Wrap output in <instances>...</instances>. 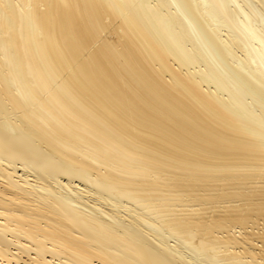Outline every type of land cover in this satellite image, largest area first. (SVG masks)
<instances>
[{
    "label": "bare ground",
    "instance_id": "1",
    "mask_svg": "<svg viewBox=\"0 0 264 264\" xmlns=\"http://www.w3.org/2000/svg\"><path fill=\"white\" fill-rule=\"evenodd\" d=\"M252 2L0 0V264L264 260L250 232L216 235L264 216V186L233 185L264 177V9ZM222 178L233 192L195 190ZM177 189L205 206L258 201L177 216ZM192 227L209 238L184 241Z\"/></svg>",
    "mask_w": 264,
    "mask_h": 264
},
{
    "label": "rangeland",
    "instance_id": "2",
    "mask_svg": "<svg viewBox=\"0 0 264 264\" xmlns=\"http://www.w3.org/2000/svg\"><path fill=\"white\" fill-rule=\"evenodd\" d=\"M241 2V1H240ZM242 3V2H241ZM234 5V4H233ZM252 5L257 9V11H259V12H261V11H263V9L264 8H261L262 6L261 5H259V3H258V1L256 0V2H255V0H254V2H252ZM231 8H233L232 7V5H231ZM259 9V10H258ZM262 9V10H261ZM256 20H258V19H256ZM260 20V19H259ZM264 20H261V22L260 21H257V24H259V28H260V26H261V28L260 29H263L264 30V22H263ZM261 24H260V23ZM222 29H224V30H226L227 31V28L226 27H221ZM2 51L0 50V53H1ZM1 55V54H0ZM2 58H3V56H1ZM1 57H0V59H1ZM182 72H184V70L182 71ZM191 72V71H190ZM165 78H168L167 77V75L165 76ZM204 87V86H203ZM204 89V88H203ZM258 172V171H257ZM263 172V173H262ZM260 174H264V171H261V173ZM258 178H256V181H255V178L254 179H251V181H249V180H246L247 181V183H245V184H241L242 185V187L239 185V184H237V183H235V182H233V183H231L230 182V184H231V186H233V185H237V186H239L240 188H239V190H237L236 188H238V187H235V189L237 190V191H240L241 189L243 190V192L245 191V192H249V191H251V189H252V191L250 192V193H252V192H254V191H256L257 189L258 190H263V183H264V177L263 176H257ZM261 177V178H260ZM223 179L224 178H222V179H220L218 182L217 181H213L212 183H211V186H213V188H211L210 186H209V188H211V189H208V188H206V189H204V188H202L201 190L200 189H195V190H199L198 191V194L201 196V195H204V193H206V195H209V194H221V193H224V192H227L228 193V191H231L232 189H233V187H230V185L228 184L229 183V181L228 180H226V179H224V181L226 182H224L223 181ZM261 182H263L262 184H258V183H260V181ZM222 181H223V183H222ZM253 181H255V182H253ZM216 182H217V184H216ZM221 182V183H220ZM228 182V183H227ZM213 183H215V184H213ZM224 184V185H223ZM227 184H228V186H227ZM233 184V185H232ZM248 184V185H247ZM255 184V185H254ZM258 186H257V185ZM244 185V186H243ZM221 186V187H220ZM222 186H223V188H222ZM225 186V187H224ZM253 186V187H252ZM215 187H217V188H215ZM245 187V188H244ZM246 187H248V188H246ZM250 187V188H249ZM257 187H259V188H257ZM257 188V189H256ZM261 188V189H260ZM204 189V190H203ZM208 189V190H207ZM229 189V190H228ZM234 189V190H235ZM247 189V190H246ZM250 189V190H249ZM255 189V190H254ZM211 192H210V191ZM222 190V191H221ZM227 190V191H226ZM235 190V191H236ZM176 191V190H175ZM174 190H173V192H175ZM182 191V192H181ZM213 191V192H212ZM172 191L171 192H169V193H167L168 195V197L169 198H166V199H169V201L168 202H170V200H174V202L175 203H173L172 205H174V206H172V205H166L165 206V209H166V207L167 206H169V207H167L168 209L169 208H172V211H173V209H175V207L176 208H181L182 207V210L180 211V210H178L177 211V209H175L174 210V212L176 213H174V212H172V213H174L175 215H177V216H180L181 215V213H186L187 211L188 212H190L193 208L194 209H196V206H198V208L201 210V212H202V210H203V212H205L206 214H207V212H208V214H209V212H210V215L212 214H214V213H216V212H219V211H217V208L219 207L220 209H221V206H218L217 208H215L216 206H217V204L218 205H223L224 207H225V204L226 205H229L230 206V204L231 205H238L239 204V206H240V204H241V206H243V205H246V202L247 203H253V202H257L258 200L257 199H255V198H252L253 196H252V194L251 195H249V197H250V201H249V197H247V198H243V199H234L233 200V202H232V200H231V202L229 201L230 199L228 198V199H225V197H224V199L223 198H221V200H219L220 202H218V203H210V202H208L207 203V206H205L206 205V200H205V204H204V202H203V199H201L200 200V198H199V195H196L195 193H197L196 191H194V190H191V189H189V190H186L185 189V191H184V189H182V190H179V189H177V193L175 192V193H173ZM182 194H181V193ZM202 192V193H201ZM210 192V193H209ZM232 192H233V190H232ZM230 193V192H229ZM178 194V195H177ZM184 194V195H183ZM185 195H187L186 196V198H184L185 197ZM178 196H180V198L178 197ZM183 196V197H182ZM252 196V197H251ZM176 197V198H175ZM183 198V199H182ZM165 199V200H166ZM177 199H179V200H177ZM185 199H187V200H185ZM164 200V198L162 199V201H161V199H160V203L157 205V209H158V207H159V212L161 213V214H163V213H166V211L168 210H165V212L164 211H162V209L160 208V207H162L163 209H164V207L162 206V205H165L166 203H167V200H166V202H165V200ZM244 200V201H243ZM189 201V202H188ZM238 201V202H237ZM239 201H241V202H239ZM163 202V203H162ZM173 202V201H172ZM203 202V203H202ZM228 202H229V204H228ZM161 203H162V205H161ZM165 203V204H164ZM177 203H180V204H178V205H176ZM181 203H184V205L183 204H181ZM194 203V204H193ZM210 203V204H209ZM234 203V204H233ZM244 203V204H243ZM171 204V203H170ZM193 204V205H192ZM197 204V205H196ZM176 205V206H175ZM182 205V206H181ZM189 205V206H188ZM208 205H210V206H208ZM213 205V206H212ZM172 206V207H171ZM188 207V209H186L187 207ZM239 206H237V207H239ZM240 206V207H241ZM184 207H186L185 209H184ZM190 207V208H189ZM191 207H193L192 209H191ZM209 207V208H208ZM211 208V209H210ZM218 208V209H219ZM183 209H184V212H183ZM190 209V210H189ZM198 209V210H199ZM204 209L205 210H207V212L206 211H204ZM210 209V210H209ZM212 210V211H211ZM163 212V213H162ZM168 212V211H167ZM178 212H181V213H179L178 214ZM212 212V213H211ZM214 212V213H213ZM261 216V218H257V217H260ZM260 216H256V218H257V223H255V224H253V226L252 225H250V226H247V227H245V229L244 228H242V227H240V226H234V227H232V228H230L228 231H219V233L218 232H216V235L218 234V236H228V237H231L232 235V233H233V238L235 237V235L237 234L238 235V238H237V235H236V238L237 239H239V237H242L243 236V234L245 235V232L243 233V231L245 230L246 231V236L247 235H249L250 233V238H251V240H252V242L254 241V244H255V246H256V244L258 245V247H257V249H255V251L256 250H259V249H263L264 248V240L262 239L263 237L262 236H264V216H262V215H260ZM263 220V221H262ZM259 221V222H258ZM261 224V225H260ZM186 229V228H185ZM193 229V230H192ZM234 230V232H233V230ZM239 229V230H238ZM243 229V230H242ZM248 229H249V231H248ZM182 230V229H181ZM236 230V231H235ZM252 230V231H251ZM187 231L189 232V229L187 228V230L185 231H183L182 230V232L181 231H179V234L181 233V236L182 235H184V236H182L183 237V239H184V241H188V243L189 244H196L197 242H195V241H198L199 240V238L200 237H203V238H205L204 236H207V235H205V231H204V233L202 232V231H200V229H198L197 227H192L191 228V231L189 232V233H192V236H189V239H188V235L189 234H187ZM192 231H194V232H192ZM200 231V232H199ZM248 231V232H247ZM254 231V232H253ZM257 231V232H256ZM195 232H197V234L195 235ZM226 232V233H225ZM229 232V233H228ZM237 232V233H236ZM250 232V233H249ZM256 232V233H255ZM201 233H203L202 235H201ZM222 233V234H221ZM236 233V234H235ZM248 233V234H247ZM258 233H261V237L259 236V234ZM263 233V234H262ZM200 234V236H197V235H199ZM207 234V233H206ZM221 234V235H220ZM195 235V236H194ZM252 235H254V236H252ZM196 236L198 237V240H197V238H196ZM248 236V237H249ZM186 237V238H185ZM195 237V241H194V238ZM254 237V238H253ZM261 238L263 241H259V239L258 238ZM209 238V237H208ZM207 238V239H208ZM232 238V237H231ZM257 238V239H256ZM188 239V240H187ZM206 238L204 239V240H207ZM256 239V240H255ZM189 241H194V242H189ZM214 241H215V239H214ZM258 242V243H257ZM207 243H209V240L207 241ZM212 243V242H211ZM214 244V246L218 249H214L215 251H221L222 253H223V258L225 259V260H227V257H228V253L230 252V251H228L229 249H230V247H227V246H223L221 243H219V242H214L213 243ZM219 246V247H218ZM261 246V248H259ZM222 247V248H221ZM227 248H228V250H227ZM232 248L233 247H231V250H232ZM238 247H234L233 249H235V250H238L237 249ZM259 248V249H258ZM220 249V250H219ZM228 251V252H227ZM218 253H220V252H218ZM222 253H220V254H222ZM229 254H231V252L229 253ZM222 258V257H221ZM243 258H246L245 260H247L248 258L250 259V257H243ZM242 258V259H243ZM249 259H248V261H249ZM255 260H258V261H260L261 259H257V258H255ZM251 261V262H253L254 264H256L257 263V261ZM263 261V262H262ZM259 264H264V260H262ZM246 262V261H245ZM256 262V263H255ZM249 264H251V263H249Z\"/></svg>",
    "mask_w": 264,
    "mask_h": 264
}]
</instances>
